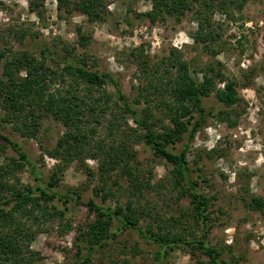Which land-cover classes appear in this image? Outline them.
Wrapping results in <instances>:
<instances>
[{"label": "rangeland", "instance_id": "obj_1", "mask_svg": "<svg viewBox=\"0 0 264 264\" xmlns=\"http://www.w3.org/2000/svg\"><path fill=\"white\" fill-rule=\"evenodd\" d=\"M31 1L0 0V53L29 51L40 57L46 45L73 49L76 55L87 59L91 70L100 75H114L122 93L138 111L147 106L146 89L168 71L175 73L166 63L173 49L182 54L199 82L211 67L224 76V82L217 78L218 88H224L227 80L235 81L240 98L235 106L227 108L215 94L204 100V107L212 117L196 135L188 161L195 169L199 189L210 199L211 245L222 250L227 264H264V211L251 207L254 196L264 199V0H241L242 9L233 13V19L222 12L213 16L214 27L221 37L207 46L217 54L195 42L193 35L198 26L193 12L180 21L175 17L164 21L144 17L152 10V0H107L105 16L98 22H90L79 12L60 9L55 0H41L37 12ZM83 36L89 38L85 45ZM3 61L0 59V75ZM48 63L56 67L51 61ZM106 90L113 100H118L116 89L109 86ZM152 97L158 116L160 111L155 105L160 95ZM120 111L112 109L114 115ZM223 111L228 122L219 117ZM112 120L111 114L100 116L96 123L97 138H106ZM115 125L117 137L124 140L130 137L136 151L132 168L142 171L140 176L149 180L151 186L144 190L141 202L153 218L146 216L139 227L146 231L152 225L155 231L165 233L180 227L173 219L181 217L185 223L193 222L189 217L193 208L190 199L179 198L178 190L173 188V166L157 157L144 142L133 141V130L138 127L129 116L120 117ZM0 131L17 142L33 164L14 170L7 178L10 186L34 188L49 182L61 163L51 153L64 134L63 124L51 118L44 120L37 139L22 138L1 123ZM186 141L185 135L184 140L169 148L179 153ZM19 158L17 151L4 147L0 141V171ZM90 169L93 176L88 175ZM59 175V194L69 191L81 194L84 203L91 199L100 202L95 195L97 188L103 186L115 193L107 202L110 206L118 203L125 206L128 202L124 194L130 188L129 178L120 170L102 177L96 160L74 162ZM39 177L41 180H37ZM104 182L107 184L102 185ZM48 206L56 213L38 226L39 233L30 249L40 256L33 264H72L80 248L79 229L95 215L84 204L54 199ZM194 233L195 239L201 238L202 227H195ZM157 251L155 245L139 234L127 231L94 254L92 264H108L111 260L119 264H160ZM0 264L9 263L0 260ZM166 264H208V258L197 248L178 249L171 252Z\"/></svg>", "mask_w": 264, "mask_h": 264}, {"label": "trees", "instance_id": "obj_2", "mask_svg": "<svg viewBox=\"0 0 264 264\" xmlns=\"http://www.w3.org/2000/svg\"><path fill=\"white\" fill-rule=\"evenodd\" d=\"M41 0L31 1V7L38 12ZM59 8L67 12H79L90 22H98L105 16L107 0H55ZM242 9L241 0H152V10L144 17L153 21H164L167 17H175L178 21L188 12H193L197 22V32L193 35L196 43L205 45L207 51L217 54L207 44H214L221 37L215 29L213 16L222 12L230 19L233 13ZM82 44L88 37L83 36ZM40 57L29 52L0 53L3 70L0 75V123L11 127L12 131L26 139H37L43 121L51 118L62 123L65 131L58 140L51 156L61 163L58 171L52 175L49 182H42L36 187L16 188L7 181L14 170L33 164L27 154L14 140L5 137L0 131V141L4 147H12L19 154V160L13 159L12 165L2 167L0 171V260L9 264H33L39 260L38 253L30 249L36 235L46 218L53 217L48 204L54 200L66 203L84 204L95 215L94 219L79 229L80 248L72 264H92V256L111 241H116L120 234L132 231L142 239L158 248L157 260L160 264L169 261L171 252L181 249H199L208 258V264H227L222 250L213 247L209 241L210 199L199 189L195 178V169L188 161L196 135L204 128L212 117L204 107V100L215 94L218 101L227 108L240 102L235 81L227 80L224 88H218L217 78L224 82V76L214 68H208L202 81L199 82L190 71L189 64L182 58L179 51L173 49L167 59V66L175 70L157 78L150 85L144 98L147 106L138 111L121 91L120 83L111 73L100 75L90 69L87 59L81 58L70 48L58 49L45 46L39 53ZM51 61L56 67L49 65ZM24 74V76H22ZM116 89L118 100H113L106 87ZM160 98L153 110V95ZM112 104H115L112 107ZM138 104L139 101H138ZM121 109L119 115L112 113ZM111 114L106 138H97L96 123L100 116ZM129 116L137 125L133 130L136 142H144L157 157L173 166L171 171L173 188L178 190L179 198H189L193 206L189 217L193 222L185 223L182 218L173 219L179 224L177 231L167 230L159 233L150 225L147 230L139 227L146 216L153 218L151 211L141 202L144 190L150 189V183L143 180L139 170L132 168L136 151L131 139H121L115 133L116 123L120 117ZM222 121L228 122L226 112L219 115ZM116 129V130H115ZM141 131V132H140ZM184 149L174 153L169 147L184 140ZM92 159L99 163L101 176L120 170L123 176L130 180V188L126 189L128 197L126 205L107 204L115 197L112 189L97 188L96 197L84 203L79 193H57L60 173L74 162L85 163ZM59 172V173H58ZM89 176L94 173L87 171ZM37 180H41L39 177ZM107 183H102L106 185ZM11 191V193H10ZM251 207L264 211V199L254 196ZM62 214V212H61ZM185 216V213L183 214ZM47 218V219H48ZM202 227L203 234L195 239V227ZM189 232V235L183 233ZM194 236V239H188ZM108 264H119L111 260Z\"/></svg>", "mask_w": 264, "mask_h": 264}]
</instances>
